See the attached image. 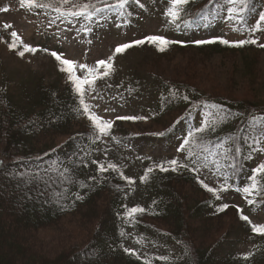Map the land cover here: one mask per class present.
Here are the masks:
<instances>
[{
    "label": "trees",
    "instance_id": "16d2710c",
    "mask_svg": "<svg viewBox=\"0 0 264 264\" xmlns=\"http://www.w3.org/2000/svg\"><path fill=\"white\" fill-rule=\"evenodd\" d=\"M254 1L246 0L244 14ZM216 2L190 3L183 18L196 20L207 15ZM212 48L215 50H208L237 51L244 61L240 66L243 77L250 82L259 81L258 71L252 65L256 64L257 55H264V48L253 44H219L218 49ZM59 84L39 83L25 92L12 81L0 85V264H143L145 260L149 264H239L234 258H221L217 245L212 246L213 238L201 234L198 239L197 231L191 229L194 223L213 218L217 197L204 189L190 169L211 170L227 191H240L245 186L251 190L252 172L243 163V141L249 133L255 136L253 126L264 124V101L214 96L186 82H159L155 116L171 114L173 119H179L164 129L162 139L176 133L181 123L186 124V130L179 147L189 138V132L205 123L215 130L210 127L199 134L200 143L192 146L193 157L185 159L187 148L179 152L183 154L181 163H188V168L147 174L152 202L132 217L138 234L133 243L140 257L137 259L124 251L127 247L123 205L130 184L115 171L88 172L87 148L99 133L78 111V97L72 85ZM199 114L204 117L194 122ZM193 159L197 161L195 165ZM65 169L68 182L59 183ZM37 171L43 181L51 178L57 183H26L25 179ZM258 180L259 191L253 190L251 200L264 206V175ZM186 184L189 189L195 185V192L181 197L178 194ZM55 192L61 193L60 198ZM76 195L83 198L77 200ZM226 213L220 211L215 216L221 218ZM75 219L71 223L74 225L65 227L77 240L58 253H47L41 235L50 229H62L63 222ZM239 224L248 226L240 212H235L233 219L228 220L229 229L240 227ZM140 248L148 251L142 253ZM161 248H170L167 256L158 252ZM150 249L153 254H149ZM255 264H264V251Z\"/></svg>",
    "mask_w": 264,
    "mask_h": 264
},
{
    "label": "rangeland",
    "instance_id": "374dc122",
    "mask_svg": "<svg viewBox=\"0 0 264 264\" xmlns=\"http://www.w3.org/2000/svg\"><path fill=\"white\" fill-rule=\"evenodd\" d=\"M197 1L199 0H191L190 3ZM37 3L59 5V0H37ZM141 3L142 6L136 0H129L123 20L116 12H106L103 19L90 22L83 18H58L50 8H21L19 0H0V9L8 8L6 12L0 11V85L4 81H12L22 92L39 83L70 84L67 73L60 71L61 66L50 55V51L63 53L67 59L93 67L98 59H107L113 55L118 44L131 43L148 35L164 36L172 41L162 52L157 50L158 44L146 42L133 44L123 53L114 55L110 75L96 80L95 92L92 93L98 92L104 99L93 101L91 95L85 94L86 102L99 105L98 108H93V111L105 119L114 121L109 136H100L88 146V172L100 173L97 165L92 163L93 160L99 161L105 167L113 163L117 166L116 170L108 171L123 173L135 181L129 183L130 190L123 205L125 245L129 249H133L138 234L133 215L129 216L128 210L132 207L144 209L152 202L150 184L146 180L141 182L140 177L145 175L148 168H152L153 173L160 171L156 165L163 164L167 167V161L176 158L181 162L183 156L177 149L185 136V123L179 125L176 133L166 139L161 138L164 129L179 119H173L171 114L168 117L155 116L159 82H186L214 96L264 101L263 54L257 55L256 64L252 65L255 66L254 71H258L259 81L250 82L242 75L240 66L244 61L237 51L213 52L215 49L212 47L218 49L221 43H196L217 38L230 41L256 38L258 43H264V25H260L259 30L252 31L256 28L259 13L264 12V0H255L246 14L242 12L239 19L234 17L232 20L227 19L226 11V8L232 5H229L227 0H217L207 15L193 20L190 24L178 22L179 27L169 24L164 15L169 6L168 0H141ZM188 5L182 6L183 20H191L183 18ZM5 23L12 27L4 29ZM85 27L90 31L85 32ZM12 31H16L25 43L50 51L25 53L23 57L17 55L8 48V44L13 42L10 35ZM76 74L82 75L79 70ZM106 107L115 111L105 112ZM116 115L144 116L147 119L121 121L115 120ZM203 117L204 114L197 115L194 122H200ZM253 129L255 136L249 133L243 141V163L251 172L260 163H264V124L253 126ZM196 168L199 171L193 173L198 181L203 180L215 189L222 188L219 177H215L211 170ZM189 187L186 184L178 195L186 197L195 192V185L193 189ZM245 187L240 191L218 192L220 199H217L213 207V218L211 219L212 215L209 214V221L203 219L202 222L194 223L191 229L197 231L198 239H201V234L213 238L214 243L211 245H217L216 250L221 258H234L239 264H255L258 255L264 251V235L254 234L249 224L246 228L239 224L240 227L233 229H229L228 225V220L233 219L235 212L239 213L236 211L237 207L244 215L250 217L252 223L264 224V207L248 203L252 196L244 193ZM195 190L201 192L198 188ZM217 194L212 193L216 197ZM224 203L229 205L227 213L223 214L225 217L218 218L215 215L220 212L219 206ZM72 222H76V219L63 222L62 229H50L41 235L46 243L42 241L47 253H58L60 248H65L77 240L65 227L67 224L74 225ZM227 231L226 235H221ZM169 250L170 248H161L158 252L167 256ZM139 251L146 253L148 249L140 248ZM140 252L138 254H141ZM247 253L252 255L245 260L243 256ZM149 254H153L151 249Z\"/></svg>",
    "mask_w": 264,
    "mask_h": 264
},
{
    "label": "snow or ice",
    "instance_id": "6c2138e0",
    "mask_svg": "<svg viewBox=\"0 0 264 264\" xmlns=\"http://www.w3.org/2000/svg\"><path fill=\"white\" fill-rule=\"evenodd\" d=\"M137 3H141V0H136ZM191 2V0H168V7L164 11V15L167 18V21L169 24L176 25L179 27V23L184 24H190L193 22L195 18L192 20H183L182 14L184 12V9L182 6L188 5ZM208 2L211 4L213 0H208ZM20 7L25 8L27 7L29 10L34 8H50L53 12L57 14V17H75V18H83L88 21L103 19V14L106 12H116L123 20L125 17V9L126 6L129 3V0H59V5L54 3H44L40 4L37 3V0H19ZM227 3L229 5H232V7H227V19L232 20L234 17L239 19L240 13L245 11V4L246 0H227ZM237 4L240 5L239 8L235 7ZM0 11H8V8L0 9ZM130 15V14H129ZM127 22V21H124ZM179 22V23H178ZM51 23V22H50ZM260 25H264V12L259 13L258 19L256 21V28L252 29L253 32L259 30ZM12 25L5 23L3 24L4 29L11 28ZM85 32L90 31L89 28H84ZM11 37L13 38V42L8 44V48L10 51L16 52L17 55L23 57L25 53H33L35 54L37 51H44L49 52L50 50L47 48L44 49H38L36 47H33L32 45L25 43L18 33L16 31L11 32ZM18 42V43H17ZM156 43L159 45L158 51H164L165 46H167L169 43H172V41H169L164 36H158V35H148L144 37L143 39L135 40L131 43H122L118 44L115 49L113 55H110L107 57V59H98L93 67H90L87 63H78L77 61L67 59L64 57L63 53H58L57 51H50V55L54 57L60 64V71L66 72L68 81L72 85L75 93L78 97V105L80 111L91 123L92 128L95 132L99 133V136L96 138L99 139L100 136H109L111 133V129L114 126V121L112 119H105L103 116L97 114L95 111H93V108H98L99 105H93L85 100V94L88 93L91 95V99L93 101L99 99L103 100L104 97L96 92L95 94H92L95 92V83L96 80L102 79L104 77H107L110 75V72L112 70V61L114 55L121 54L128 48L132 47L133 44L140 45L144 43ZM219 42L221 44L232 46V47H242L245 44H257L259 47L264 48V43H258V40L256 38L251 39H240V40H234L230 41L228 39L224 38H217L216 40H210V41H196L197 44H203V43H214ZM79 70V72L82 73V75H77L76 72ZM111 87V85H109ZM115 99V98H113ZM187 100L188 98L185 97ZM105 112H114L115 109H109L105 108ZM147 119V117L144 116H135V115H116L115 120H121V121H136V120H142ZM214 131L215 128L213 125H209L205 123L201 127L196 128L193 132H189L188 137L186 138L183 143L180 145V147L177 149L178 152H184L187 148V156L185 159L191 158L195 155L192 146L194 144H199L201 137L199 134L204 133L208 128H210ZM114 139V137H113ZM231 149H228L230 151ZM236 151H239V148L236 149ZM93 164L97 165L98 172L104 173L107 172L109 169L116 170L117 166L113 163H109L107 167H105L103 164H101L97 160L92 161ZM169 167H165L163 164L156 165V167L164 172V171H176L178 168H188V163H181L178 159L173 158L166 162ZM193 165L197 163L195 159L192 160ZM204 167H207L205 164ZM191 171H199V169L193 167L190 169ZM153 171L152 168L146 169L145 175L140 177V181L144 182L146 176L148 173H151ZM67 172V169H65L63 172L60 173L59 176V183H66L68 182V177L65 175ZM18 176L23 177V173H17ZM121 178L126 180L128 183H135V181L127 176H124L123 173L120 174ZM264 175V163H260L256 168L252 169V175L249 177L250 180H252L251 190L249 187H245L243 189L244 193L248 195L253 194V190L259 191L258 184L259 180L258 177ZM94 179V178H93ZM34 180H42V177L39 173V171L33 173L31 176L25 179L26 183H31ZM45 184L49 183H57V181L49 180L43 181ZM199 183L202 184V186L210 193L217 194L220 191H227L228 189L221 188V189H215L212 187H209L208 184H205L203 180H199ZM43 194V193H41ZM57 198H60L61 193L55 192L54 193ZM77 200L82 199L83 197L80 195H76L75 197ZM217 199H220V196L217 194ZM249 204L256 203L253 200H248ZM229 207L227 203H224L219 206V211H224ZM264 207V206H262ZM143 208L139 207H132L128 210V215L132 216L136 214L137 212H143ZM237 211L240 212V218L247 222L251 226V231L254 234L257 235H264V224H256L252 223L250 217L248 215H244L243 211L237 207ZM124 251L128 253L129 255L137 256V259H140V257L137 255L136 251L134 249L125 248ZM252 253H247L243 256V259L247 260L250 258ZM143 264H149L147 260L143 262Z\"/></svg>",
    "mask_w": 264,
    "mask_h": 264
}]
</instances>
